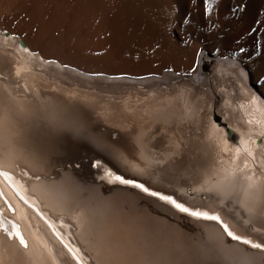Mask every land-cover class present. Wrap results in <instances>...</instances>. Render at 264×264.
Returning a JSON list of instances; mask_svg holds the SVG:
<instances>
[{"label": "bare ground", "instance_id": "bare-ground-1", "mask_svg": "<svg viewBox=\"0 0 264 264\" xmlns=\"http://www.w3.org/2000/svg\"><path fill=\"white\" fill-rule=\"evenodd\" d=\"M207 3L0 0V219L28 243L0 231V264H75L53 231L86 264H219L204 248L264 264L214 221L89 166L264 241V0Z\"/></svg>", "mask_w": 264, "mask_h": 264}, {"label": "snow or ice", "instance_id": "snow-or-ice-1", "mask_svg": "<svg viewBox=\"0 0 264 264\" xmlns=\"http://www.w3.org/2000/svg\"><path fill=\"white\" fill-rule=\"evenodd\" d=\"M210 7H211V4L207 3V0H206V8H210ZM25 51H27V49H25ZM72 127L75 132L79 134H83L79 126L73 125ZM252 143L255 144V141H253ZM106 150H110V149H106ZM89 166L93 169H97L98 171H103L104 176L102 178H106L107 183L109 184L113 182H118L121 185H130L134 188L139 189L141 192H144L151 197H155L158 200L163 201L164 203L168 205H171L172 208H174L180 213H184L187 216H190L196 219L214 221L217 225H219L223 233L227 237H229L232 241H236L239 244H242L252 249H257V250H260L261 252H264V241L256 242L244 235H240L236 233L232 229V227L215 211L210 212L206 210L192 209V208L186 207L183 203L178 202L171 195H166L158 191L150 190L143 183H139L133 179H127L121 175L116 174L111 169L104 167L102 165V162L99 159L90 161ZM77 167H79V165H77ZM24 175H27V172H25ZM0 176H3L5 179L11 180V176L9 175L7 171L0 170ZM17 195L20 196V199L23 200L25 204H29L28 198L21 195L19 191L17 192ZM5 204H8V201H5ZM29 206L31 207V204H29ZM8 210L14 211L10 205H9ZM0 215H3L2 210H0ZM37 215H39L40 218L44 220V223L50 229H54V224L50 222L43 213L37 212ZM0 231H2L9 239H15L18 242L20 248L27 250L28 243L25 240L22 233L20 232L19 226L13 220L0 219ZM53 235L56 236V239L68 251V253L71 255V259L75 262V264H86L78 248H73L68 243H66L60 233L53 231ZM201 254L204 256L215 257V259L219 261V264H230V262L233 259H236L238 256L235 250H231L227 248L215 249V250L204 248L201 250ZM54 264H62V262L54 260ZM239 264H248V261L246 260L245 257L239 256Z\"/></svg>", "mask_w": 264, "mask_h": 264}, {"label": "rangeland", "instance_id": "rangeland-1", "mask_svg": "<svg viewBox=\"0 0 264 264\" xmlns=\"http://www.w3.org/2000/svg\"><path fill=\"white\" fill-rule=\"evenodd\" d=\"M9 35V34H8ZM5 36H7V35H5ZM13 37L15 36L16 37V35H12ZM11 36V37H12ZM203 61H204V63L205 64H207V68L205 69V72H208V73H210V68H211V66L214 64V62L211 60V59H207V58H204L203 59ZM45 62V61H44ZM54 63L55 64H57V65H60L58 62H56V61H54ZM61 66V65H60ZM44 70H47L48 68H46V67H44L43 68ZM49 70V69H48ZM39 71H42V70H39ZM88 77H91V75H87ZM181 79V78H180ZM179 78L178 79H172L171 80V82H174V80L175 81H179L180 80ZM197 81L199 80V79H196ZM90 83H91V81H89ZM73 83H76V84H78V82H76V81H73ZM100 84H101V82H99ZM165 85L164 84H161V87H164ZM136 87H141L140 85H136ZM110 88H112V87H110ZM92 89H94V87H92ZM118 89V88H117ZM126 90H129L128 88H126ZM111 92H103V94H105L106 96L107 95H109ZM117 94H118V91L116 92ZM220 100L221 98H220V96H218V98H215V100Z\"/></svg>", "mask_w": 264, "mask_h": 264}]
</instances>
